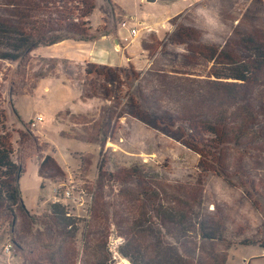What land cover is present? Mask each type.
Returning a JSON list of instances; mask_svg holds the SVG:
<instances>
[{"label":"rangeland","instance_id":"obj_1","mask_svg":"<svg viewBox=\"0 0 264 264\" xmlns=\"http://www.w3.org/2000/svg\"><path fill=\"white\" fill-rule=\"evenodd\" d=\"M10 1L23 3L0 0V20L15 23ZM34 1L40 9L65 4L96 39L0 61L22 201L12 236L0 220V264H131L121 246L142 264H264V144H226L214 163L189 146L207 145L205 130L219 123L230 131L247 123L251 108L232 95L234 82L217 79L223 67L201 53L243 59L248 37L264 51V0H93L88 18L78 11L91 0ZM124 21L139 31L129 43ZM111 32L118 51L105 38ZM113 69L116 78H106ZM258 85L259 102L264 73ZM252 115L264 124V107ZM182 120L191 131L178 128ZM45 158L59 170L40 173ZM55 187L70 226L49 210ZM175 213L184 216L173 221ZM29 215L40 218L39 230Z\"/></svg>","mask_w":264,"mask_h":264},{"label":"trees","instance_id":"obj_2","mask_svg":"<svg viewBox=\"0 0 264 264\" xmlns=\"http://www.w3.org/2000/svg\"><path fill=\"white\" fill-rule=\"evenodd\" d=\"M166 2L168 0H157ZM17 2V1H16ZM10 1V5L15 8L16 22L9 23L0 20V61L9 64H17L23 60L27 55L34 54L39 49L51 48L64 41L79 40L94 42L95 37L90 34L89 22L86 21L81 24H75L73 14L68 11V8L56 7V2L52 6L34 7V0L21 1L16 3ZM91 6L84 12L80 9L78 12L81 18H88L90 11L93 9V0ZM51 4V1L48 3ZM21 5V6H19ZM26 7L22 11L19 7ZM241 48L247 53L243 59H233L224 54L223 49H207L201 53L203 57L211 62L223 67L224 73L216 74L217 79L231 80L236 90L234 95L238 102L247 104L251 111L245 113L244 122L242 127L230 131L227 124H217V130L207 129L206 133L213 137L207 142V145L198 143L190 148L196 151L200 156L205 157L208 161L214 163L216 152L223 148L226 144L236 146L238 148L257 147L264 144V124L258 120H253L252 113L254 110L260 112L264 107V95H261L259 102L257 101L255 90L259 83V74L264 73V51L257 43L250 37L240 40ZM50 58V57H49ZM39 59H44L40 58ZM67 68V67H66ZM88 74H91L88 72ZM116 78V70H110L106 78ZM104 78V76L102 77ZM104 78V79H106ZM249 92V94L247 93ZM242 93H247L248 98L239 99ZM247 96V95H246ZM253 96V98L251 97ZM1 105V104H0ZM256 105V106H255ZM141 109L144 108L139 105ZM250 117L251 121L246 119ZM5 115L0 108V220L6 223L9 236H12L15 228V212L17 209L22 208L21 194L19 189V176L21 167L19 163L14 160V150L10 142V135L6 132L4 126ZM253 120V121H252ZM178 128L183 129L185 132L191 131V122L189 120L180 122ZM249 125V132L244 131V126ZM171 127H174L171 125ZM221 131V132H220ZM257 145V146H256ZM51 163V164H50ZM59 170L57 164L45 158L40 165V173L44 168ZM217 170V169H216ZM43 172V171H42ZM219 169L216 173H219ZM220 174V173H219ZM50 212L55 216L56 220L61 221L64 225L70 226L72 220L66 216L63 207L58 203L50 206ZM182 213H175L172 215L173 221L177 217H183ZM30 224L37 230L40 229L38 216H28ZM203 239L214 240V235H203ZM117 253L123 258L130 260L131 264H142L137 260H133L131 254L124 249L123 246L118 248ZM225 259L222 261L224 264Z\"/></svg>","mask_w":264,"mask_h":264},{"label":"built area","instance_id":"obj_3","mask_svg":"<svg viewBox=\"0 0 264 264\" xmlns=\"http://www.w3.org/2000/svg\"><path fill=\"white\" fill-rule=\"evenodd\" d=\"M119 26L121 28H126L128 30V35L126 37H124V39H123V42L124 43H129L130 41H132L134 38H136L138 36L139 31L136 28H129L128 27V24L125 21L124 22H121L119 24ZM119 49H120V46H117V50H119ZM42 121H43L42 118L41 117H38L36 119V122H32L31 124L28 125L29 130L32 132L36 128V125L38 123H41ZM69 183H71V181ZM58 190H59L58 187L57 188L55 187L53 189V192H54V195H55V197H54V200H55L54 201V204L59 202L58 201V199H59L58 198V194L60 192H58ZM71 193L72 192L70 191V189H68L65 192V194H64L65 195V198L70 199V197H71L70 195H72ZM4 250L8 253L10 251V245H6L5 248H4Z\"/></svg>","mask_w":264,"mask_h":264},{"label":"crops","instance_id":"obj_4","mask_svg":"<svg viewBox=\"0 0 264 264\" xmlns=\"http://www.w3.org/2000/svg\"><path fill=\"white\" fill-rule=\"evenodd\" d=\"M121 28V27H120ZM130 28H136L135 26H131ZM122 29H124V30H126V33H128V30L126 29V28H122ZM114 33H115V36H116V32H111V33H109V34H107L106 36H105V38H108V39H110V40H114V39H116V38H112L113 37V35H114ZM65 42H67V41H64V42H62V43H60V44H58V45H63ZM114 42H115V50L116 51H118L117 50V46H119V43H118V41L117 40H114ZM50 56H52V55H50Z\"/></svg>","mask_w":264,"mask_h":264},{"label":"water","instance_id":"obj_5","mask_svg":"<svg viewBox=\"0 0 264 264\" xmlns=\"http://www.w3.org/2000/svg\"><path fill=\"white\" fill-rule=\"evenodd\" d=\"M147 2H149V3H154V2H156L157 0H146Z\"/></svg>","mask_w":264,"mask_h":264}]
</instances>
